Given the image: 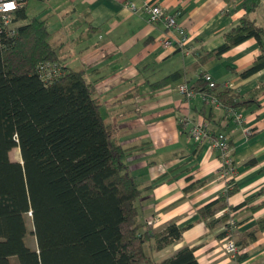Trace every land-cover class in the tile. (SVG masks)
Wrapping results in <instances>:
<instances>
[{"label":"crops","instance_id":"crops-1","mask_svg":"<svg viewBox=\"0 0 264 264\" xmlns=\"http://www.w3.org/2000/svg\"><path fill=\"white\" fill-rule=\"evenodd\" d=\"M36 1L42 10L35 19L47 22L48 42L62 64L72 71L88 73L104 121L118 127L119 143L124 149L135 150L126 163L143 190L138 221L149 224L158 220V224L151 225L153 233H162V228L171 223L182 230L178 241L161 249L151 241L142 246L140 253L161 263L188 247L194 249L198 264H264V231L255 233V241L240 251L246 257L236 263L224 252L227 237L217 238L225 232L227 222L219 221L210 230L197 215L199 208L235 186L236 193L227 200L229 206L255 199L229 215L235 224L232 239L244 237L264 216V208L256 213L249 209L264 201V193L259 195L264 187V92L251 108L240 112L241 126L227 118L224 110L210 108L199 98L186 103L176 92L182 83L192 85L201 72L217 84L229 85L240 98L264 85V70L248 79L239 78V73L264 53V44L255 39L219 60L193 69L196 52L220 47L225 34L247 16L254 0ZM155 3L175 17L187 38L185 49L165 47L163 42L171 33L163 23H147L145 6ZM130 4L136 11L130 10ZM259 12L263 16L260 22L256 17ZM249 17L264 28V0ZM181 70L185 76L175 83L158 90L150 88V84ZM183 115L194 123L207 121L212 132L227 136L235 165L231 180L219 175L218 152L207 144L193 143L180 129L177 119ZM192 184L193 191L185 193ZM224 212L216 213L214 219Z\"/></svg>","mask_w":264,"mask_h":264},{"label":"trees","instance_id":"trees-1","mask_svg":"<svg viewBox=\"0 0 264 264\" xmlns=\"http://www.w3.org/2000/svg\"><path fill=\"white\" fill-rule=\"evenodd\" d=\"M259 3H251L247 16L225 34L220 47L196 52L194 70L251 39L264 44V28L249 17ZM17 19L27 21L25 9ZM49 37L47 22L35 18L13 37L0 35V264H15L12 258L16 264H198L194 249L188 247L161 263L140 253L151 241L156 249L178 241L182 230L171 223L162 233H153L150 224L138 221L143 190L126 163L135 150L124 149L118 127L104 121L88 73L65 67ZM45 62L58 66L61 76L41 81L36 67ZM262 70L264 53L239 78L248 79ZM203 74L190 89L213 95L224 112L248 110L264 92L262 85L240 98L231 89H208ZM184 76L182 70L174 72L150 88H165ZM13 149L19 151V162L9 158ZM194 188L192 184L184 191ZM236 191L234 186L197 210L207 228L226 223L229 212L235 214L255 199L231 207L227 200ZM262 208L264 201L249 209L256 213ZM223 211L215 220L216 213ZM263 231L264 216L253 230L234 240L236 263L246 257L240 251L255 241V233ZM29 233L34 236L33 249L25 243ZM231 234L226 225L217 238L232 239Z\"/></svg>","mask_w":264,"mask_h":264},{"label":"built area","instance_id":"built-area-1","mask_svg":"<svg viewBox=\"0 0 264 264\" xmlns=\"http://www.w3.org/2000/svg\"><path fill=\"white\" fill-rule=\"evenodd\" d=\"M28 0H0V35L10 38L16 35L19 27L26 24L25 21L17 19V14L25 9ZM158 2V0H155ZM8 4L14 5L13 8H7ZM131 11H136V7L133 4L128 6ZM144 12L147 14V23L149 25H155L163 23L168 32L171 33L169 39L163 42L165 47L176 45L179 49H185L187 44V38L182 28L177 24L173 15L167 13L159 3L154 5L145 6ZM36 73L39 79L45 83L51 82L54 79L61 76V71L55 64L45 62L36 67ZM202 79L207 83L208 89H229L227 84H217L212 77L205 73ZM176 92L183 98L186 103H189L195 98H199L201 102L215 109H222L220 102L213 96L206 93H197L190 89V86L186 83L178 85ZM225 116L229 118L237 126L243 124V116L240 112L233 109L225 110ZM180 129L185 132L193 143L198 145L207 144L210 148L217 151L219 154L220 166L219 175L222 178L231 180L235 176V165L230 158V144L229 139L224 133H214L210 130L209 123L207 121H201L194 123L189 116L183 115L177 119ZM233 212H229L232 215ZM158 220H153L156 224ZM226 225L232 229L234 221L229 219ZM224 251L231 258H235L237 254V247L235 242L231 238H226L224 243Z\"/></svg>","mask_w":264,"mask_h":264},{"label":"rangeland","instance_id":"rangeland-1","mask_svg":"<svg viewBox=\"0 0 264 264\" xmlns=\"http://www.w3.org/2000/svg\"><path fill=\"white\" fill-rule=\"evenodd\" d=\"M41 10H42V6L40 5V3H38L36 0H29L28 3H27V7H26V18H27V21L30 20L31 18H35L36 15ZM256 17H257V19H258L259 22L262 21V19H263L262 18L263 16H262L261 12H259L258 15H256ZM263 26H264V22H263ZM9 158L13 162H19L20 159H19V151H18V149H13L10 152V154H9ZM158 223L159 222L157 221L156 224H158ZM149 224L152 225L154 223L151 222ZM27 225H28L29 232L32 231L31 222H30L29 219L27 220ZM165 228H166V226L162 228V231H164ZM25 243H26V245H27L28 248H30V249H33L34 248L35 241H34V236L32 235V233L31 234L29 233V239H28V236L25 238ZM11 261L13 263H15V264L17 263V261H16L15 258H12Z\"/></svg>","mask_w":264,"mask_h":264},{"label":"clouds","instance_id":"clouds-1","mask_svg":"<svg viewBox=\"0 0 264 264\" xmlns=\"http://www.w3.org/2000/svg\"><path fill=\"white\" fill-rule=\"evenodd\" d=\"M13 7H14V5H12V4H8V5H7V8H9V9H10V8H13Z\"/></svg>","mask_w":264,"mask_h":264}]
</instances>
